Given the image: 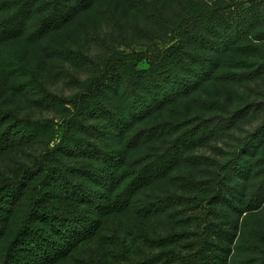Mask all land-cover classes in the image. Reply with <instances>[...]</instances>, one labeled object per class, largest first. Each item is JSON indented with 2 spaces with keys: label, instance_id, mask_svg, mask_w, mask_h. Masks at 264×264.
I'll use <instances>...</instances> for the list:
<instances>
[{
  "label": "trees",
  "instance_id": "16d2710c",
  "mask_svg": "<svg viewBox=\"0 0 264 264\" xmlns=\"http://www.w3.org/2000/svg\"><path fill=\"white\" fill-rule=\"evenodd\" d=\"M248 1L237 24L223 14L240 3L234 0L180 1L171 14L152 3L158 30L175 39L164 48L118 50L129 41L120 25L96 54L65 48L82 69L68 73V95L0 53V96L5 88L25 93L53 114H21L0 98V156L24 154L0 170V264H264V150L248 154L264 142V124L222 161L187 153L249 108L194 96L199 85L264 73V0ZM92 2L0 0V45L40 39ZM238 28H255L247 44L261 43L262 54L244 71L219 70ZM192 95L221 112L190 114ZM163 108L171 114L154 119ZM194 162L204 178L181 171ZM170 175L184 192L154 191Z\"/></svg>",
  "mask_w": 264,
  "mask_h": 264
},
{
  "label": "rangeland",
  "instance_id": "374dc122",
  "mask_svg": "<svg viewBox=\"0 0 264 264\" xmlns=\"http://www.w3.org/2000/svg\"><path fill=\"white\" fill-rule=\"evenodd\" d=\"M180 1L187 0H93L89 7L77 11L61 26L49 31L40 39L30 40L26 36H19L0 45L1 57L4 62L12 63V65L18 60L23 61L42 75L43 82L49 90L68 95L73 91L68 73H82V69L77 60L65 54V48L77 49L91 55L96 54L103 49L102 38H108V33L112 30L117 31L119 25L127 30L129 41L127 44L125 42L116 43L115 47L118 50L131 52L145 50L147 47L164 48L172 44L175 39L169 32L165 36L158 30L151 4H155L165 14H171L180 10ZM194 1L210 3L212 0ZM228 1L230 0H224V2ZM234 1L240 3L230 11H224L223 14L233 21L232 24H237L247 15L250 2L248 0ZM147 30L153 31V34ZM254 30L255 28L249 29L245 33L243 29L239 30L238 28L234 31L235 37L232 45L225 49V54H222L230 58H221L218 65L219 70L229 68L241 72L248 68L246 62H252L253 59L261 56L263 48L261 43H258L256 49L248 47L247 44L248 39L254 38L252 35ZM240 61H244L245 64ZM138 65L140 67L147 66L144 61L139 62ZM16 72L18 71L13 69V74L6 79L8 83L13 80ZM196 94L203 96L216 94L219 99L226 100L230 109L240 108L246 104L249 105V108L227 129L191 146L187 151L190 155L208 156L222 161L231 156L245 136L264 124V73L233 77L230 81L217 78L205 80L196 89L194 96ZM0 98L6 105L21 114L28 113L33 117H51L53 115L49 110L37 106L25 93L5 88ZM188 107L189 113L192 115L210 116L221 112L217 105L198 103L193 95L188 99ZM165 110L166 108H163L154 112L153 118L171 114V111ZM58 130L60 133L59 128ZM263 150L264 142L258 141L249 151V157L254 158ZM23 157L24 154L20 151H11L0 156V170ZM198 164L199 162L183 164L181 171L191 173L198 179L204 178L203 165ZM171 177L170 175L157 182L153 186L154 191L184 192L180 184ZM260 215L264 220V211ZM150 222L157 228L161 225L157 219H152Z\"/></svg>",
  "mask_w": 264,
  "mask_h": 264
}]
</instances>
